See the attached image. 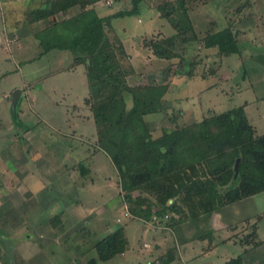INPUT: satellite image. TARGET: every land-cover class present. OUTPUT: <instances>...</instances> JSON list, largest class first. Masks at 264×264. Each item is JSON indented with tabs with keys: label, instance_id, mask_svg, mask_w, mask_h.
Segmentation results:
<instances>
[{
	"label": "rangeland",
	"instance_id": "rangeland-1",
	"mask_svg": "<svg viewBox=\"0 0 264 264\" xmlns=\"http://www.w3.org/2000/svg\"><path fill=\"white\" fill-rule=\"evenodd\" d=\"M124 1L99 2L95 9L98 15L106 16L121 9ZM160 1H143L138 14L111 22L109 36L121 40L126 53L123 64H131L135 73L127 77L129 84L168 82L167 114L175 115L179 124L243 106L255 133L264 134V0L194 1L191 18L196 29L231 26L237 33L239 52L220 56L214 49H205L201 41L183 46L179 52L184 60H199L193 76L186 74L189 64L181 63L180 57L169 61L147 58L151 52L143 47L145 39L175 32L155 8ZM5 2L9 1L2 0V7ZM87 7H91L88 2L79 10ZM10 17L4 6L0 10V208L15 210L4 218L6 226L0 227V264H22L20 256L25 264L86 263L97 256L91 245L119 227H124L128 249L97 264H145L167 258L161 255L163 249L172 251L177 262L179 248L184 259L191 261L198 248L210 245L216 248L210 255L216 263L241 255L243 264H264L262 212L259 220L256 214L250 218L248 224H255L252 237H246L251 230L243 233L242 224L234 231H213L209 216L188 217L165 230L163 224L155 226L130 215L123 202L118 170L104 151L96 149L94 118L83 103L89 93L84 65L70 69L75 54L61 49L46 51L33 34L9 43L5 33L14 28ZM16 90L21 92L14 103ZM125 100L130 107L131 98L126 96ZM146 119L153 136L160 135L161 127L169 124L162 114H150ZM42 157L56 170L49 178L35 161ZM20 178L31 186L28 193L20 187ZM42 185L49 198L45 199L43 216L49 218L63 209L67 219L53 239L55 243L36 252L35 247L47 243V238L39 240L37 235H30L24 225L29 226L28 221L21 219L38 210L35 200L44 199L33 193ZM62 240L64 243L56 244ZM185 248L190 252L184 253Z\"/></svg>",
	"mask_w": 264,
	"mask_h": 264
},
{
	"label": "trees",
	"instance_id": "trees-1",
	"mask_svg": "<svg viewBox=\"0 0 264 264\" xmlns=\"http://www.w3.org/2000/svg\"><path fill=\"white\" fill-rule=\"evenodd\" d=\"M41 1V6L27 13L25 23L48 19L49 25L36 34L40 44L46 51L61 49L75 54L70 67L84 65L89 89L84 102L94 118L96 149L104 151L118 170L123 202L130 215L155 226L163 224L165 230L173 229L188 217H210L225 205L264 191V134L255 133L243 106L179 124L175 115L167 114L168 82L129 84L127 77L134 70L131 64H123L124 46L117 36H109V30L114 18L138 14L141 3L150 0L124 1L121 9L102 17L95 5L109 0ZM194 1L157 3L156 10L175 32L145 39L143 45L158 59L180 57L181 63L189 64L188 76L197 74L195 65L199 60L182 58L179 49L187 44L201 41L205 49H214L220 56L239 52L237 33L231 26L196 29L191 18ZM86 2L90 8L71 14L72 7L84 6ZM58 14L63 18L59 20ZM198 75L206 77L203 73ZM126 96L131 98L130 107ZM150 114H162L169 120L157 137H153L146 119ZM134 192H138L135 197ZM14 210L0 209V227ZM62 216L60 210L48 218L53 229L62 222ZM254 226L246 237L254 236ZM91 246L97 256L84 264L122 255L128 249L124 227L109 232ZM164 255L168 258L159 259L161 262L174 259L170 250ZM223 264H243L242 256Z\"/></svg>",
	"mask_w": 264,
	"mask_h": 264
},
{
	"label": "crops",
	"instance_id": "crops-1",
	"mask_svg": "<svg viewBox=\"0 0 264 264\" xmlns=\"http://www.w3.org/2000/svg\"><path fill=\"white\" fill-rule=\"evenodd\" d=\"M2 1V0H1ZM4 1H9V2H5L6 4H4L5 6V11L6 13H10L11 17H10V24L12 27H14L12 30L13 31H9L5 33V40L9 41V43L13 40H16L18 37H23V35L28 34V35H34L36 36V34L38 32H40L41 30H43L45 27H47L49 25V20L48 19H42L40 21H37L35 23L32 24H27L25 23V17L27 15V13L34 9L37 8L39 6H41V0H16L17 3L15 4V0H4ZM14 1V2H11ZM20 2V3H19ZM24 2V3H23ZM2 3V2H1ZM19 3V4H18ZM98 4V3H97ZM3 4H0V10L3 9L2 7ZM82 5H76L74 7L71 8L70 12L71 14H76L84 9L87 8H83L82 10H79V7ZM22 16L23 19H20L19 17L17 18L16 16ZM100 16V15H98ZM102 17V16H101ZM4 18V17H3ZM61 18H63L62 14H58V19L60 20ZM6 29V27H5ZM18 38V39H19ZM148 55V54H147ZM153 55L150 53L148 55L147 58L152 57ZM78 66V65H77ZM76 67V66H74ZM73 67H70V69H72ZM133 68V67H132ZM85 74V72H84ZM135 74V73H134ZM88 84V83H87ZM161 84V83H160ZM88 86V85H87ZM169 89V87H168ZM21 92V91H20ZM88 95L84 96L83 98V103L84 99L87 97ZM86 105V104H85ZM87 106V105H86ZM159 136V135H157ZM157 136H153V137H157ZM12 153V152H11ZM25 158V157H24ZM36 163H38V166L43 170L42 173L44 175H46L48 178L53 175V173H55L56 170H54V168L50 165V163L45 160L43 157L42 158H37V160L35 159ZM24 165V164H22ZM27 173V172H26ZM52 180H55V178H52ZM19 184L20 187L23 189H26V193L29 192L30 189H28L31 186L26 185V183L24 182V180H22L21 178L19 179ZM20 188V189H21ZM50 195V192H48ZM34 196H39L41 199L43 198L44 200H39V198L37 200H35V203L37 204L38 210H35L32 214L30 213L29 216L26 214L24 215V217L21 219V221H28L29 226H26V230L25 231H30V235L31 233L40 239L43 238H47L46 241L47 243H43L41 246H39L38 248L35 247L34 251L36 252H40L43 249H45V246L51 244V243H55L53 242L56 234L58 232H60L61 229H63L64 227V223L66 221V217H65V213L63 210V216H62V222L58 225V227L56 229H53L52 226L50 225L49 221H48V217L43 216L44 215V210L46 208V200L45 199H49L46 196V191L44 190V186L42 185L41 187H35V192L33 193ZM49 203H51L50 201H48ZM13 207H11L10 210H12ZM1 209V208H0ZM8 209V210H9ZM3 212H6V210L3 209ZM264 214V191L257 193L255 195L240 199L234 203L225 205L224 207L214 211L212 213V215L210 216L211 218V230L213 231H223V230H233V229H238L241 226V230H244L243 233L249 232L251 229H253V225L248 224L250 222V218H252L255 214L258 216L260 215V213ZM19 214V213H18ZM19 218H21V212L18 215ZM17 219V223L21 222ZM12 222V220H11ZM248 222V223H247ZM7 223L2 225V228L4 226H6ZM15 227L18 226L17 224H14ZM23 226V229L25 228ZM12 227V226H11ZM77 229V228H76ZM240 230V231H241ZM234 231V230H233ZM239 231V232H240ZM238 233H235V235H237ZM29 235V236H30ZM230 235L227 238H231ZM67 240V237L64 238V242ZM63 240L62 242H59L56 244H61L64 243ZM211 246V245H210ZM198 248L199 252L198 254H196L194 256V258H192L193 260L191 261H187L186 259H184V257L186 258V256L183 255L182 251H180L181 249L179 248V260L180 261H174L175 257L172 256L174 259L170 260V261H164L161 262L159 259L156 260H152L149 262H146L145 264H150L151 262H153V264H223L226 261L234 258V257H225V259L221 262V263H216L213 260L210 259V255L211 253L214 252V250L216 248ZM261 247L264 248V241L261 244ZM169 249H163L162 254L164 255ZM190 251H187L185 248L184 253H189ZM168 258V257H167ZM19 262L22 264H25V259H22V256L19 257ZM73 262V263H72ZM68 264H84L83 262H78L77 260L74 261H69Z\"/></svg>",
	"mask_w": 264,
	"mask_h": 264
},
{
	"label": "water",
	"instance_id": "water-1",
	"mask_svg": "<svg viewBox=\"0 0 264 264\" xmlns=\"http://www.w3.org/2000/svg\"><path fill=\"white\" fill-rule=\"evenodd\" d=\"M19 94H20V90H16V91L14 92V94H13L14 103L17 101V98H18ZM238 162H239V159H237V161H236V163H235V167L237 166Z\"/></svg>",
	"mask_w": 264,
	"mask_h": 264
},
{
	"label": "built area",
	"instance_id": "built-area-1",
	"mask_svg": "<svg viewBox=\"0 0 264 264\" xmlns=\"http://www.w3.org/2000/svg\"><path fill=\"white\" fill-rule=\"evenodd\" d=\"M1 2H2V1L0 0V4H1ZM110 3H111V1H110V0H109V1H107V4H110Z\"/></svg>",
	"mask_w": 264,
	"mask_h": 264
}]
</instances>
